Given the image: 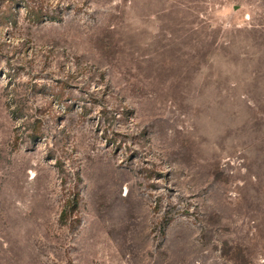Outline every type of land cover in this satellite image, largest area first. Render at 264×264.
Instances as JSON below:
<instances>
[{"label":"rangeland","instance_id":"374dc122","mask_svg":"<svg viewBox=\"0 0 264 264\" xmlns=\"http://www.w3.org/2000/svg\"><path fill=\"white\" fill-rule=\"evenodd\" d=\"M21 1L0 264H264V0Z\"/></svg>","mask_w":264,"mask_h":264},{"label":"trees","instance_id":"16d2710c","mask_svg":"<svg viewBox=\"0 0 264 264\" xmlns=\"http://www.w3.org/2000/svg\"><path fill=\"white\" fill-rule=\"evenodd\" d=\"M22 8L25 11V16L27 17L29 23L36 25L39 23H43L46 21H50L52 22L53 19H51L50 17H47V15L45 13H43L44 7H43V2L42 0H22ZM38 3V4H37ZM21 8V7H18ZM48 19H47V18ZM19 117H15V120L18 119ZM39 135V130H33V133L31 135L32 138H34V141L39 138L37 137ZM73 202L75 205L78 204L77 199H73Z\"/></svg>","mask_w":264,"mask_h":264}]
</instances>
